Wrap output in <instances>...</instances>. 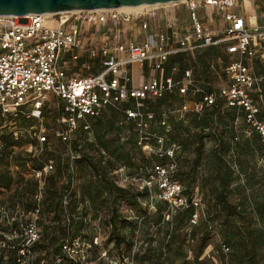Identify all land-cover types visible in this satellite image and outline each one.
I'll list each match as a JSON object with an SVG mask.
<instances>
[{
  "label": "built area",
  "instance_id": "2783aa9c",
  "mask_svg": "<svg viewBox=\"0 0 264 264\" xmlns=\"http://www.w3.org/2000/svg\"><path fill=\"white\" fill-rule=\"evenodd\" d=\"M238 1L182 0L176 4H182L189 14L188 28L174 29L171 24L167 31L151 32L142 39L133 37L120 40L121 37L115 35V43L102 40L101 44L88 42L86 36L91 33L90 28L82 36L84 24L96 26L95 32L99 37L101 32H105L100 28L107 24L114 29L124 30L121 27L125 23L134 24L137 20H143L140 29L148 33L150 25L146 17L149 12L144 17V12L136 15L118 9L0 16V116L43 119V109L53 96L60 101L63 112L60 122L66 126V130L58 135L69 143L74 130L80 127L91 130L88 118L99 116L107 107L120 111L123 118L119 124L132 122L139 135L138 145L149 155L166 158L164 164H157L153 174L144 179L143 189L151 191L157 178L158 199L175 209H193L191 224L198 225L205 216L203 197L199 193L186 194L183 184L173 178L179 167L177 153L181 145L176 142L168 144L164 135L152 129L156 113L146 110V100L160 99L166 95H189L194 98L189 108L198 114L219 103L238 107L244 111L247 124L264 144L262 79L255 75L253 65L245 62L246 58L255 56L252 42L264 41V29L257 25L249 26L243 15L232 10ZM209 8L215 10L219 17L220 26L217 29L206 28L200 15L202 9ZM52 22L56 27L48 26ZM218 45H224L228 54L237 56L225 67L229 83L218 89H207L198 83L188 69L182 78L176 79L178 67L173 68V75L164 76V64L171 56ZM67 55L72 61L88 56L91 60H97L103 69L98 73L70 74L65 61ZM136 64L140 67L141 76L148 75L147 81L140 86L133 85L131 68ZM85 65L87 69H92L90 62ZM119 73L121 77L117 78ZM129 100L133 101V107L122 109L120 105ZM169 113L162 114V126L167 125ZM30 132L40 142L47 141V137L43 136V126L40 129L31 127ZM0 147H3L1 142ZM55 165V160L49 159L43 162V168L33 170V178L38 181L35 199L39 204L44 196L46 178L55 170ZM39 213L40 206L32 214L34 220L19 225L23 238L19 247L20 258H31L32 246L40 239L36 224ZM62 249L72 260L82 261L86 258V244L80 238L66 239ZM221 250L228 255L230 247L221 244Z\"/></svg>",
  "mask_w": 264,
  "mask_h": 264
},
{
  "label": "rangeland",
  "instance_id": "374dc122",
  "mask_svg": "<svg viewBox=\"0 0 264 264\" xmlns=\"http://www.w3.org/2000/svg\"><path fill=\"white\" fill-rule=\"evenodd\" d=\"M140 11L144 12L143 17L149 12L146 17L148 25H151L156 31H167V26L170 24L176 26V28H188L190 26V21L188 20L189 14L182 4H168L167 6L155 8L147 7ZM140 11L136 13L133 12V14L137 15ZM201 16L205 22L206 28L210 30L219 28L220 22L216 13L214 14V22H212V24L209 23L210 10H207L205 13L203 11V15ZM143 23V20H137L134 24L125 23L123 27H121L124 30L114 29L111 25L107 24L106 27L100 28L105 32H101V36L99 37L98 33L95 32L96 26L84 24L82 28V36H85L86 33H88V28H90L91 33L86 36L88 42L101 44L103 43L102 40H106L105 43H115V35L121 37L120 40H122L123 37L131 39L133 38V34L138 32L139 28H142ZM48 26L56 27V24L52 22L48 23ZM182 54L180 61L181 68L191 70L198 83L204 85L207 89H218L220 86L229 83V77L225 72V67L231 62V58L226 54L224 45L204 47L193 52L187 51ZM88 59L89 57L86 56L85 61H88ZM76 63V61H73L70 66L67 65L68 72L74 70L73 66ZM133 70L137 69L133 68ZM79 71L80 72L74 74H89L95 72L93 69H87L85 64L79 69ZM116 77L120 78L121 73L117 74ZM141 81L142 78L140 73L135 71L133 74V84H139ZM145 81H147V79H145ZM189 101V97L181 98L167 96L161 100H154L150 104L151 108H153L156 113H161L163 110H171V121L173 120L171 125H174V121L178 119L177 114L184 116L185 126L188 128L189 132H187L186 129H183L181 134H178L179 131L173 133L176 141L181 144L189 136L187 148L179 156L180 166L178 170L180 174L182 171L187 172L191 169L192 165L196 166L197 175L192 180H187L186 183L183 182V185L188 189V192L199 193L203 197L205 216L199 222V225L205 223L206 226L210 228V234L207 237L208 247L200 257L199 262L194 261L196 254L195 251L199 247L197 242H192V226L188 225L181 231L180 235H178L179 237L174 238L175 247L182 243L187 254L186 260H189L188 264H228L227 261H224V255L221 250V244H227L228 242L226 227L223 223L225 215L220 214L217 216L213 213L211 217L207 216L208 210H211L216 205L215 193L220 187V173L215 165V159L212 155V148L215 140L211 137L206 138L201 151L198 153L195 149L199 142L195 137L199 132V129L196 127L197 121H194L193 117L189 116V113L191 112L175 113L174 111L183 106L184 103H189ZM222 108L227 107L222 106ZM187 110H190L189 106H187ZM62 113L59 99L50 96L49 102L43 109V119L21 116L16 120H13L10 117H2L0 120V137L3 136L8 139V149L11 157H9L8 160L9 165L7 167L5 165L0 166V170L8 169L14 176L20 172L26 178H33V170L36 169V166L46 162L48 159L55 160V169L58 164L65 167V165L70 162L71 165H74L76 158V141L82 147V149H80L81 147L79 148L80 154H82V150H85L92 156H99V152L95 146V143L97 142L96 138L90 137L86 133H80L82 132L81 128L74 130L69 143L64 142L59 137L58 133L62 130H66V126L60 122V117L63 115ZM113 116L114 112L107 108L99 118H88V121L92 124L94 129L95 125L103 126L104 123ZM129 125H131V123H126V128H123L122 130L115 127V132L110 133L107 136L106 141L110 143L116 140L117 132L120 130V132H122V140L121 142L116 141L118 143L117 145L125 146L126 150H131L134 145L133 143L124 145V143L128 142L127 134L129 133L127 131ZM41 126H43L44 130L43 136L47 137L45 143L40 142V140L34 137L30 132L31 127H38L40 129ZM234 128L237 135L239 137L241 136V139L250 138L253 132L242 116L237 117ZM216 130L217 132L220 131L221 127H217ZM228 132L230 134L231 130L228 129ZM134 153L137 157L138 166L142 165L146 159L150 158L147 152L138 147L134 150ZM110 155L111 156L105 153V156L111 158L114 163L115 170L110 173L112 180L123 188H134L137 191H142L144 179L146 178L144 170L138 169L137 166L136 168H131L127 165L126 159L119 160L114 157V154ZM226 159L230 165H234L232 185L228 191L229 202L236 204L239 200H245L247 198L252 200L257 199L259 201L264 200V160L262 157L245 154L242 158V166H240V164H233L235 157L231 153ZM154 162L155 160L153 159V163ZM125 166L128 168L121 171L120 169ZM130 172L131 174H129ZM245 172L249 175L246 176ZM126 173H128L129 176H127ZM88 176H90L89 170L77 174V177H79L76 179L77 184L79 182L82 183ZM68 178V174L62 175L58 180V186H63ZM248 180H250V183L252 184L251 186L255 185L254 188L248 186ZM14 188L15 185L11 191L0 188V207H5L6 210L10 209V213L8 214L13 215L18 219L21 218L20 223L24 222L25 225L29 224L31 220H34L32 215L23 214V210L20 207H17L16 210L11 208V204L18 201L13 194ZM158 193V179L155 178L152 190L149 191L150 197L141 199V204L139 206L130 205L127 201H121L118 204V211L121 216L120 222L126 220V224H128V227L122 229L121 232H127L131 241L134 243V246L131 249L122 246V253L115 249V244L112 243L110 239L111 229L106 227V225L99 220H95L91 226L84 228L81 234H78L77 236H82L87 244H90L92 241L93 244H95L88 248L86 246L84 253L86 256L85 260L91 264H129L131 262H134L135 264H150L147 259L149 256L156 258V247L161 245L164 246V243L168 240L166 233L171 229V222L179 212V210L168 205L158 204L156 202L158 200ZM158 208H161L162 211H158ZM2 214L3 213L0 212V256L1 250L6 249L7 244L12 246L18 239L23 242V238L20 234L21 231L14 233L3 230L1 224H5L4 227L9 226L10 230L13 228L10 223L4 221ZM92 215L93 214L90 213L89 218H92ZM52 216L53 213L50 212L46 206H43L42 213L36 220L40 232L39 242L41 243H39L38 246H32L31 258L28 256H21L18 264H30L38 258L42 259L41 264L51 260L52 251L49 246L44 245L46 242L43 237L47 225H49L50 222L49 218ZM161 216L163 222L158 226L157 222ZM47 231L49 236L52 235V229L48 228ZM203 232H205V230L200 231V234L196 235V241L198 238L200 239L201 233ZM149 250L154 252H150ZM119 253L126 257L123 258ZM145 254H147L148 257L144 258L143 256ZM4 260H8L7 255L4 257ZM177 263L181 264L183 263V260H178ZM0 264H2L1 257ZM164 264L170 263L165 260Z\"/></svg>",
  "mask_w": 264,
  "mask_h": 264
},
{
  "label": "trees",
  "instance_id": "16d2710c",
  "mask_svg": "<svg viewBox=\"0 0 264 264\" xmlns=\"http://www.w3.org/2000/svg\"><path fill=\"white\" fill-rule=\"evenodd\" d=\"M182 55L183 54H177L169 58V60L164 64V76L173 75L172 70L174 67H178V73L175 76L176 79H180L184 76L187 69H182L180 66ZM85 57L86 56H83L79 59V61H76L77 63L73 66L74 70L69 72L70 74L80 72L79 69L88 62L91 63L92 69L95 70L93 73H98L103 69L97 60L88 59V61H85ZM65 61L68 63V66H70L73 62L70 59V55H67ZM167 96L181 98L189 97V103H184L183 106L174 111L175 113H181L179 110L183 109L184 111L182 112H191L189 113V116L193 117L194 121H197L196 127L199 129V132L195 135V137L199 140V142L195 149L198 153L201 151L206 138L211 137L215 140L212 148V155L215 159V165L220 173V187L215 193L216 205L211 209L212 211L208 210L207 216L211 217L213 213L217 216L220 214L225 215L223 223L227 231V245L230 247V252L228 255L222 252L224 255V261H227L228 264H264V200L259 201L257 199L252 200L247 198L245 200H239L236 204L229 202L228 191L232 185L234 165H230L226 159V157L231 153L235 157L233 164H240V166H242L243 156L245 154L251 156H261L264 151V144L254 131L252 132L250 138L241 139V136L239 137L237 135L234 124L238 116H242L246 121L245 113L240 108L231 107L225 103H219L216 106L206 109L201 114H198L193 112L191 109L185 111L186 107L190 106L194 98L189 95L180 96L175 94L166 95L160 99H147L146 110L155 112L154 109L151 108V102L154 100L164 99ZM222 106H226L227 108H222ZM120 107L122 109L131 108L133 107V101H125L120 105ZM107 108L114 112V116L104 123L103 126L95 125L93 129L92 124H90V131H86L83 127H80L82 130L80 133H86L90 137L96 138L97 142L95 143V146L99 152V156H92L85 150H82V154H80L79 148L81 146L76 141V158L74 165H71L70 162H68L65 167L58 164L55 171L47 176L44 196L40 204L35 199L38 189V181L36 179L26 178L20 172L14 176L8 169L0 170V188L11 191L15 185L13 194L16 196L18 201L11 204V208L13 210L20 207L23 210V214L32 215L36 212L38 206H40V216L42 213V207L46 206V208L53 213V216L49 218L50 222L49 225H47L43 237L46 242L44 245L49 246L52 251L51 260L44 264H91L87 260H83L81 262L69 258L67 254L63 252L62 243L66 239L80 238L86 244L87 248L95 245L93 244V241L90 244H87L82 236H77L78 234H81L84 228L91 226L95 220H99L101 223H104L106 227L111 229V242L115 244V249H117L120 253H122V246H126L130 249L134 246V243L131 241L127 232H121L122 229L128 227V224H126V220L120 222L121 216L119 215L118 204L121 201H127L130 205L139 206L141 204V199L150 197L149 189L144 188L142 191H137L134 188H123L116 184L110 176V173L115 170L114 163L111 158H107V156H105V153L109 156H111L110 154H114V157L119 160L126 159L127 165L131 168H136L137 166L138 169L144 170L146 177H150L153 174V169L157 164H164L166 162V158H158L149 155L150 158L146 159L142 165H137V157L134 150L137 147L141 150L142 148L138 145L139 135L132 122H130L131 125H129L127 131L129 133L127 134L128 142L124 143V145L133 143L134 145L131 150H126L125 146L117 145V142H121L122 140V132H120V130L117 132L116 140H114L115 142H107V136L110 133L115 132V127L121 130L126 128V125L119 124L123 118V114L112 107ZM107 108H105L103 112ZM164 112H170L167 116L166 126L161 125L162 114ZM102 113L97 117L90 118H99ZM171 116V110H163L161 113H156V118L154 124L152 125V129L154 131L166 137L168 144L173 142L179 143L175 139V135L173 134L174 132L179 131L178 134H181L183 129H186V131L189 132L188 128L185 126L184 116L177 114L178 119L174 121V125H171V122L173 121H171ZM9 117L13 120L17 119L12 118L11 116ZM1 119L2 117L0 116V120ZM217 127H221V130L218 132L216 130ZM228 129L231 130L230 134ZM188 141L189 136L182 144L179 143L181 145V150L177 153L178 163H180L179 156L182 152H184V150H186ZM0 142L3 145V147H0V166L5 165L7 167L9 165V157H11L8 149V139L1 136ZM80 149H82V147ZM153 159L155 160L154 163ZM36 168H43V163L38 164ZM126 168L128 167L125 166L124 169ZM85 170H89L90 176H88L82 183L79 182L77 184L76 179L79 178L77 177V174L84 172ZM65 174H68V180L63 186H58L59 178ZM129 174H131V172ZM129 174L126 173L127 176H129ZM245 174L246 176L249 175L246 172ZM196 175V166L192 165L191 169L187 172L182 171L179 174V170H177L173 175V178L178 179L183 184V182L186 183L187 180H192ZM247 183L249 187L252 185L250 180H248ZM251 187L254 188L255 185ZM184 192L188 195L194 194L188 192L186 187H184ZM156 202L158 204L168 205L159 199ZM177 210H179V212L171 222L172 227L166 233L168 240L164 243V246L161 245L156 247V254L154 253L156 258L149 256L147 260L150 264H164L165 260H167L170 264H178V260H183V263L181 264L189 263V260H186L187 254L182 246V243L175 247L174 240L175 237H179L178 235H180L181 231L188 225L193 227L191 234L192 242H197L199 247L195 251L196 254L194 261L199 262L200 257L208 247L207 237L210 234V228H208L205 223L200 225L198 223V225L195 226L191 224V218L194 212L193 209ZM158 211H162L161 208H158ZM0 212L3 213L2 215L4 221L10 223L13 228L10 230L9 226L4 227L5 224H1L3 230L14 233L20 232L19 225L21 218L18 219L13 215H9L8 213H10V209L6 210L5 207H0ZM90 213L93 214L92 218H89ZM162 222L163 218L161 216L157 225L160 226ZM48 228L52 229V235L50 236L48 235ZM202 230H205V232L201 233L200 239L198 238L196 241V235L200 234V231ZM20 234L22 235L21 232ZM39 243L41 242L38 241L35 246H38ZM21 244L22 242L18 239L12 246L7 244V250H1L0 257L2 259V264L19 263V247ZM152 250L149 251L154 252ZM6 255L8 256L7 261L4 260ZM120 255H122L123 258L126 257L123 254ZM143 257L146 258L148 256L145 254ZM59 259H61L60 262L58 261ZM41 261L42 259L38 258L30 264H41Z\"/></svg>",
  "mask_w": 264,
  "mask_h": 264
},
{
  "label": "water",
  "instance_id": "95a60500",
  "mask_svg": "<svg viewBox=\"0 0 264 264\" xmlns=\"http://www.w3.org/2000/svg\"><path fill=\"white\" fill-rule=\"evenodd\" d=\"M182 0H0V16L57 14L73 10L118 9L138 5H162ZM26 22V20H23Z\"/></svg>",
  "mask_w": 264,
  "mask_h": 264
},
{
  "label": "crops",
  "instance_id": "0c3cea01",
  "mask_svg": "<svg viewBox=\"0 0 264 264\" xmlns=\"http://www.w3.org/2000/svg\"><path fill=\"white\" fill-rule=\"evenodd\" d=\"M170 4H174V3H170ZM167 5L168 4H166L164 6H167ZM153 7L155 8V7H160V6H152L150 8H153ZM207 10H210V21H209V23L212 24V22H214L215 10H213L212 8L202 9L200 11V15H203V11L205 13ZM232 10L235 11L236 13L240 14V15H243L246 18V22L249 26L250 25H257V26L264 29V0H257V2H255V3H253L252 1H247V0H239ZM188 20H189V18H188ZM168 26H171V24ZM173 27H174V29H178V28H176V26H173ZM151 32H158V31L154 30L152 28V26L150 25V30L148 31V33H146L145 31L142 32L141 29L139 28V31L136 32L135 34H133V37H136L138 39H142V38L146 37ZM123 39H127V38L123 37ZM251 47L255 51V56L253 58H246L245 62L250 64V65H253L255 75L258 78L262 79V82L260 84V86L262 88L261 106H262V111L264 113V41L263 42H261V41L252 42ZM225 51H226V48H225ZM226 54L231 58V62H233L237 59L236 55L228 54L227 51H226ZM134 66L135 65H133L131 68L133 74L135 71H138L140 73V67L137 64H136L137 67L136 66L134 67ZM133 68H136L137 70H133ZM141 78H142L141 83L135 84V85L133 84V85L134 86H140L141 84H143L145 82V79L148 78V75L147 76H141ZM257 157H262V159H263V154L261 156H257Z\"/></svg>",
  "mask_w": 264,
  "mask_h": 264
},
{
  "label": "bare ground",
  "instance_id": "6f19581e",
  "mask_svg": "<svg viewBox=\"0 0 264 264\" xmlns=\"http://www.w3.org/2000/svg\"><path fill=\"white\" fill-rule=\"evenodd\" d=\"M166 4H170V3H166ZM166 4H162V5H138V6H133V7H122V8H118V10L129 12V13H133V12L136 13V12L142 10V9L144 10V8H147V7L164 6ZM174 4H176V3H174ZM73 11H79V10H73ZM51 14L52 13H48V14H45V15H51Z\"/></svg>",
  "mask_w": 264,
  "mask_h": 264
}]
</instances>
